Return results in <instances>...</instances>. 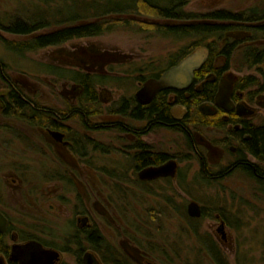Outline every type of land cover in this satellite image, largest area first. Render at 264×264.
Here are the masks:
<instances>
[{
    "label": "rangeland",
    "instance_id": "obj_1",
    "mask_svg": "<svg viewBox=\"0 0 264 264\" xmlns=\"http://www.w3.org/2000/svg\"><path fill=\"white\" fill-rule=\"evenodd\" d=\"M94 1L102 4L105 0H0V18L7 24L12 18L31 17L36 13L49 16L57 14L60 7L62 10L67 7L77 9ZM251 8L259 10V14L264 13V0H190L184 11L191 14L195 22H203L201 16L217 10L241 13ZM128 17L133 23L128 27L96 37L76 38L23 56L7 49L4 42H23L63 27L55 23L59 17L51 27L29 36L0 30L2 74L25 94L51 95L52 107L63 110V91L71 90L73 81L46 73L45 66L86 72L87 67H91L87 60L93 51L99 55L95 57L97 63L105 64L95 70L106 78L107 83L97 88L101 101L106 98L117 101L122 97H133L143 80L168 69L180 50L212 43L214 50L219 51L225 43L233 42V36L239 49L229 63L227 61L231 71L242 79L253 78L255 85L245 93L257 92L264 85V65L248 68L243 59L247 35H241V32H256L250 31L252 26L264 21L253 24L247 19L241 23L224 22L230 32L219 40L208 38L202 42L195 37L158 35L153 29L144 27L154 23L166 24L163 20L137 15ZM253 36V45L264 47V31ZM223 62L226 61L222 60L220 65ZM250 97H253L250 104L258 114L255 119L262 120L264 93H254ZM3 120L0 115V198L13 225L27 236L38 237L51 247L62 250L66 238L74 233L69 223L76 226V220L83 217L75 214V210L86 206L91 222H95L108 242L127 257L131 251L152 264H218L202 239L210 238L220 253V264H264V187L238 169L226 170L235 159V155L228 152V146L223 155L210 157L204 148L193 151L189 147L187 136L179 129L181 126L152 125L148 127L144 140L153 150L174 156L179 166L178 178H183L142 182L121 151L120 142L114 139V133L101 132L96 136L108 152L79 146L81 151L77 158L84 159L92 174L83 173L82 177L80 172L62 164L53 150L39 145L22 124L18 126ZM86 121L92 124L96 119ZM123 121L132 129L147 125L133 120ZM6 122L12 127H1ZM77 122L74 118L68 124L72 132L78 130L81 133L82 125ZM182 125L189 134L198 132L212 142L225 137V131L217 128L195 127L188 122ZM16 134H19L18 138ZM84 153H87L85 157L80 156ZM199 157L205 160V170L200 166ZM14 166L18 170L15 179L21 180V186L16 190L12 188L16 183L7 181L11 176L9 168ZM224 169L227 172L223 177L214 174ZM206 171L213 173L214 178H205ZM72 174L83 179L85 191L80 184L72 182ZM77 193L87 194L88 200L81 198L78 201ZM193 201L206 210L205 217L187 214V206ZM188 217L195 221L190 222ZM222 220L226 224L224 233L219 231ZM8 237L10 242L11 237ZM74 247L69 243L71 253ZM61 254L64 264H75L73 253ZM129 260L131 264H138L131 258Z\"/></svg>",
    "mask_w": 264,
    "mask_h": 264
},
{
    "label": "flooded vegetation",
    "instance_id": "obj_2",
    "mask_svg": "<svg viewBox=\"0 0 264 264\" xmlns=\"http://www.w3.org/2000/svg\"><path fill=\"white\" fill-rule=\"evenodd\" d=\"M214 12H225L229 16H236V18L239 19V21L236 22L226 21V23H241L244 19H247L246 21L252 24L264 21V13L262 12V14H259V10L255 8L242 10L241 13H231L225 10H217ZM214 12L201 16L204 17L203 22H195L192 15H189L191 17L174 21L167 20L165 23L184 26L204 24V26L208 27L211 24H223V26L227 28L224 22L213 23V20H211L209 16ZM250 31L256 32H241V35H243V33L247 35L245 37L247 38V41H245L246 46L243 52V59L248 68L252 69L261 64L264 65V60L260 64L249 67V60L251 61L252 59L251 57L245 58L246 56H244V54L246 53V50L250 48H252L250 54H257L260 49L264 50V47L257 48L253 45L255 42L253 35L257 32L264 31V23L252 26ZM224 32H226L225 35L230 32L229 28ZM231 42L232 43H229L230 46L225 49L224 45V49L222 48L219 51L214 50L213 46H199L205 47L208 50V56L201 67L193 73L191 84L184 90H161L154 96L150 103H142L136 98V93L141 89L143 83L147 79L142 81L141 87L133 97L129 99L122 97L117 101L112 100V98L102 99L101 101L97 88L103 84L107 85L106 78L103 80L96 78L88 81L83 79H71L74 86H72L71 90L63 91V97L65 98L63 100V110H61V108H53L51 105V95H44L42 97L41 95L32 93L25 94L17 85L15 86L14 83L5 79L2 74L3 66L0 63V76L1 81L3 82V86L0 87V115L5 121H11L13 124H18V126L19 124H22L25 129L30 131L32 136H34V140L38 142L39 145L48 148L49 150H53L60 158L62 164L64 163L74 171L80 172L82 177L83 173L90 176L92 174L89 172L88 164L84 159L77 158V156H79L78 153H80L79 151H81L79 146L82 145V148L86 147L92 150L108 152V150H105L106 148L100 143V139L96 134L101 132H112L114 133V139L120 142V149L125 153V156L128 157L132 168L138 172V178L139 173L149 167H157L168 161H175L177 163L176 174L174 177H160L153 180H141L139 178L142 182L178 178L179 166L176 158L165 152L153 150L146 140H144L145 136L148 134V127L156 125L171 128L181 126L179 129L187 136L189 147L193 151H196L198 147L204 148L207 150L208 156L210 157L223 155L225 151L224 148L228 146V152L235 155V159L229 164L230 166L226 167V170L231 168L235 170L238 169L253 177V179L259 184L264 182V152L259 153V155L252 154L249 150L248 143L256 137L257 130H264V118L262 120L255 119L258 114L253 108V105L250 104V101L253 100V97L250 96L254 95V93L255 95L264 93V85H262L257 92L245 93L248 88L255 85V82L252 77H245L242 79L231 71V67L228 64L229 60L232 59V55L235 51L239 49L237 48L238 44L233 36ZM197 48L193 49L192 52ZM192 52H189L187 56ZM90 54L91 57H89L87 61L91 67H87L88 70L83 73L95 75L97 77L99 76V73H96L95 70H97L98 67L103 68L105 64L97 63L96 60L98 59L95 57L99 56L98 54H95L93 51H91ZM222 60L226 62H223L224 64L220 65ZM179 62H171L168 69L160 73L159 76H152L151 78H160L164 72L176 66ZM44 68L46 69V73H48L47 66ZM220 90H222L223 93L229 92V101L231 104L227 103L225 107L216 104V97ZM161 94L165 97L168 114L171 118V121L168 122H163L161 120L160 115L162 111H160L155 103V100ZM152 104H154L153 107L156 112L149 120L148 107ZM100 105H102V108H100ZM137 107L141 109V114L139 116L140 120L135 118L136 111L134 110H137ZM238 107L240 108L239 110ZM240 111L244 112V114L240 115ZM247 112H250V114ZM74 118L78 121L77 123L82 125L81 133L78 130L72 132L71 127L68 124V121ZM86 119H96V121L89 124ZM123 120H133L137 123H145L144 125H147L145 127H134L132 129L129 125H126ZM186 122H188V125H195V127L220 129L222 132L225 131V137L218 140V142H212L206 136L198 132H194V134L191 135L182 125V123ZM210 122L211 124H209ZM217 124H219V126ZM1 127L11 128L12 126L6 122V124H2ZM71 132L74 135H72ZM15 137L18 138L19 134H16ZM218 143L222 144L223 148L217 146ZM230 143H233L236 146L230 145ZM86 154L84 153L80 156L85 157ZM138 155H142L145 158L144 164L140 166L137 165ZM148 155L151 157L162 155V158H165V160L160 161V158H158V160L155 161H147ZM204 161L202 160V157H199L200 166L203 170H205ZM9 170L11 176L8 177L7 181L16 183L12 185V188L15 190L19 189L21 186V180L18 179L17 181L15 179V174L18 172L17 167H10ZM226 170H219L214 174H217V177L221 178L227 172ZM206 172L205 178H214V176H212L213 173ZM1 173L2 171H0V174ZM108 178H110L109 175ZM180 178L183 177H179L178 179ZM71 180L75 184H80L82 189H84L83 186L85 185V182L83 179L72 174ZM90 183L93 184L92 181ZM0 194H2L1 191ZM76 197L78 201H80L81 198L88 200L87 194L77 193ZM2 205L3 199L0 198V213L6 219V227L3 230H0V264H28L22 259L19 253H16V259H13L12 257L14 255L12 254V250L13 247H24L34 243L40 245L44 250L54 251L58 254L57 258L52 260H48L47 258L44 260L42 258L41 262L38 264H43V261L48 262V264H64L61 254L62 252L63 254L73 253L72 255L74 256L75 264H83L85 253L93 254L99 264H131L129 258L133 259L138 264H152L147 258L139 254H132L131 251L129 255L130 257H127L121 249L109 243L101 234L97 224L91 222L88 216V209H85L86 206H84V209L75 210V214H81L83 217L76 220V226L73 222L69 223V228L73 229L74 233L66 238L63 249L57 250L38 237L27 236L23 232L18 231L19 229L13 225ZM202 211L204 213V210L201 209V212ZM201 215L203 216V214ZM221 222L222 226L219 231L224 233L223 229L226 224L223 220ZM8 236L11 237V244L8 240ZM69 243L75 245L72 253L69 249Z\"/></svg>",
    "mask_w": 264,
    "mask_h": 264
},
{
    "label": "trees",
    "instance_id": "obj_3",
    "mask_svg": "<svg viewBox=\"0 0 264 264\" xmlns=\"http://www.w3.org/2000/svg\"><path fill=\"white\" fill-rule=\"evenodd\" d=\"M190 0H105L104 3L99 4L95 1L91 3V5L86 6L82 5L80 7H76L77 9L67 7L62 10V7L57 10V14H49V16H45L41 13H36L31 17L26 18H12L9 22L6 23V20L0 18V30L11 34H18L29 36L34 34L35 32H39L48 27H51L52 22L56 20V25H63V27L54 29L48 33L34 36L28 40L23 42H4L5 47L9 50H12L19 56H23L26 53L35 52L37 50L49 47V46H59L64 44L67 41L76 39V38H86V37H96L106 33H111L115 29H119L122 27H128L133 23H130L128 19L129 15H137L143 17H150L153 19H159L163 21L167 20H181L186 17H191L187 14L183 7ZM78 6V5H77ZM90 17V18H89ZM209 18L213 20V22H226V21H239L236 16H229L225 12H214ZM253 20V19H251ZM144 27L153 29L158 35L162 36H175L178 38H199L202 42L207 40L208 38H223L226 32V27L223 24H211L208 26H204V24H196L194 26H184V25H176V24H150ZM208 31V32H207ZM216 40V41H218ZM200 44L195 45V48L199 47ZM211 44H207V46L212 47ZM192 46V45H191ZM189 49L180 50L176 54V58L174 62H178V60L185 57L191 50H193L194 46ZM202 46V45H201ZM230 46L229 42L225 43V49ZM192 48V49H191ZM223 48V49H224ZM252 48L246 50L244 56L245 58L251 57V61L249 60V67L253 65L260 64L264 60V50L260 49L257 54H250V50ZM225 51V50H224ZM0 63H2L0 61ZM47 72L49 74L55 75L60 78H70V79H83V80H93L99 79L103 80L102 76L89 75L83 72H74L70 70H63L61 68H56L52 66H47ZM160 73L152 75L153 77L159 76ZM158 108L161 113V120L163 122L171 121V118L168 114V108L166 104L165 97L161 94L155 100ZM154 104L148 107V119L150 120L155 115V109L153 107ZM140 108L137 107L136 111V119L140 120ZM211 124V122L209 123ZM219 126V124H217ZM258 134V135H257ZM188 141V140H187ZM189 143V142H188ZM249 150L254 155H259V153L264 152V130H257L256 137H254L251 142L248 143ZM160 158L161 160H165L162 158V155L157 157L147 156V161H155ZM151 159V160H149ZM145 158L142 155L137 156V165L140 166L144 164ZM205 172V176H206ZM181 183V182H180ZM261 188L264 187V182L259 183ZM204 213L203 217L207 215L206 210L203 208ZM209 215V214H208ZM188 220L195 221V219L188 218ZM204 242L207 243L208 250H210L215 261L220 264L222 262L221 256L217 248L213 245V242L210 238H202Z\"/></svg>",
    "mask_w": 264,
    "mask_h": 264
},
{
    "label": "water",
    "instance_id": "obj_4",
    "mask_svg": "<svg viewBox=\"0 0 264 264\" xmlns=\"http://www.w3.org/2000/svg\"><path fill=\"white\" fill-rule=\"evenodd\" d=\"M207 56L208 50L205 47L197 48L176 66L164 72L160 78L147 79L143 83L141 89L136 93V98L142 103H150L154 96L161 90H184L191 84L193 73L201 67ZM227 103L231 104L229 101V92L223 93V91L220 90L216 97V104L225 107ZM239 109L238 107V110ZM247 113L250 114V112ZM239 114L242 115L244 112L240 111ZM176 169L177 163L175 161H168L163 165L142 170L139 173V178L141 180H153L160 177H174ZM187 212L191 217H200L201 207L197 202H190L187 206ZM5 227L6 219L0 213V230H3ZM16 253H19L22 259L28 264H38L41 262L42 258L44 260H46V258L52 260L58 256L54 251L42 249L37 243L24 247H13V259H16ZM43 264H48V262L43 261ZM83 264H99V262L93 254L85 253Z\"/></svg>",
    "mask_w": 264,
    "mask_h": 264
}]
</instances>
